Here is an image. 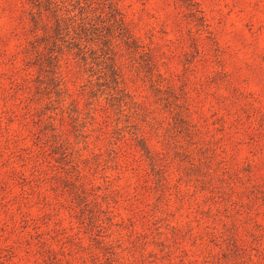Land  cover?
<instances>
[{
    "label": "rangeland",
    "instance_id": "374dc122",
    "mask_svg": "<svg viewBox=\"0 0 264 264\" xmlns=\"http://www.w3.org/2000/svg\"><path fill=\"white\" fill-rule=\"evenodd\" d=\"M0 264H264V0H0Z\"/></svg>",
    "mask_w": 264,
    "mask_h": 264
}]
</instances>
